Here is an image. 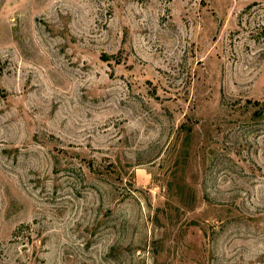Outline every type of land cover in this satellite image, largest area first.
Returning a JSON list of instances; mask_svg holds the SVG:
<instances>
[{"label": "rangeland", "instance_id": "obj_1", "mask_svg": "<svg viewBox=\"0 0 264 264\" xmlns=\"http://www.w3.org/2000/svg\"><path fill=\"white\" fill-rule=\"evenodd\" d=\"M0 264H264V0H0Z\"/></svg>", "mask_w": 264, "mask_h": 264}]
</instances>
